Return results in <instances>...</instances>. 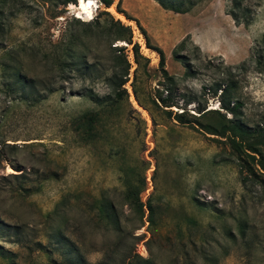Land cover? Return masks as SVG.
<instances>
[{
  "label": "rangeland",
  "instance_id": "1",
  "mask_svg": "<svg viewBox=\"0 0 264 264\" xmlns=\"http://www.w3.org/2000/svg\"><path fill=\"white\" fill-rule=\"evenodd\" d=\"M117 2L110 5L114 11ZM75 5L0 0V264L63 263L65 241L52 244L57 228L85 264H121L132 245L154 264H264L262 186L241 181L245 171L239 173L223 138L177 124L153 108L148 99L161 87L158 57L134 21L163 50L179 103L181 94L198 100L206 91L200 96L206 109L219 108V90L213 95L211 87L230 68L242 102L239 117L257 125L264 115V0H240L249 9L247 23L232 0H196L184 13L164 10L153 0H119L128 21L97 0L88 19L77 15ZM110 17L128 25L148 62L134 74L126 45V96L99 106L83 94L108 93L109 46L125 45L111 40ZM181 41L177 51L189 58L193 76L171 55ZM66 47L71 56L60 70L54 63ZM72 58L83 67L71 69ZM132 86L152 108L154 123ZM193 105H187L189 112ZM87 113L98 116L82 129L77 117ZM100 205L112 206L120 233L97 220ZM103 253H109L106 260ZM76 261L73 256L69 264Z\"/></svg>",
  "mask_w": 264,
  "mask_h": 264
},
{
  "label": "trees",
  "instance_id": "2",
  "mask_svg": "<svg viewBox=\"0 0 264 264\" xmlns=\"http://www.w3.org/2000/svg\"><path fill=\"white\" fill-rule=\"evenodd\" d=\"M97 1L102 5V7L105 8L110 7L112 3V0ZM154 1L164 10H170L175 13H184L196 0ZM57 2L64 7L68 4H77L78 0H57ZM232 2L233 6L241 11L242 22L247 23L249 19V9L246 6H241L240 0H232ZM118 6L119 0L115 5L116 11L124 15L126 19H130L123 10L119 9ZM102 12L105 15L110 16L107 11L102 10ZM230 15L235 22H238V17L235 13H233V11L230 12ZM73 19L82 25H90V22L79 21L76 17H73ZM134 21L136 22V25L138 26V29L144 39L145 46L150 50H153L158 57L157 66L161 76V80L158 81V85L161 87L160 89H155L153 94L148 99L153 108L159 110L164 118L172 119L177 124L196 126L204 133L223 138L228 143L231 152L238 161L237 163L239 166V173L241 174L242 170L245 171V175L241 177V181L244 183L245 180H252L260 184L264 190V115L262 116V122L257 125H249L244 122L241 117H239L241 114L240 109L242 108V102L235 95L237 81L233 76H231L229 71L230 68H226V79L214 83L213 87H211L213 95H216L217 90H219V94L217 96L219 108L206 109L204 100L202 99L203 103L200 100L202 98L200 96L206 94V91H202L198 97V100H195V96L191 93L181 94L179 96H181L182 101L179 103L173 95L177 83L174 76L168 74L165 69V56L163 50L158 46L151 45L145 30L138 24L136 20ZM110 24L111 27L109 30L112 32L111 40L122 41L125 45L109 46L111 54L113 55V65L109 75L104 78L108 87V93L104 95H97L88 89L83 94L88 100L99 106H112L118 103L121 96H126V91L123 88V84L127 81L129 68V63L127 62L125 54L123 53L126 45H131L130 53L132 55L133 62L136 64L134 74L136 73L141 62H148V59L140 53L137 43L132 41V35L128 25H123L117 19L113 20L111 17ZM181 45L182 41L172 49L171 55L174 60L180 62L185 68L186 76H193L194 70L191 68L189 58L177 51ZM67 50L68 47L64 49V53L61 55V57H58L55 61L56 63H54V65L57 69L63 70V68L67 67L68 63L66 62V57L71 56ZM70 65L71 69H81L84 65V62L82 60L77 61L76 59L72 58ZM14 74L19 79V71H15ZM204 88L205 87H203L202 90H204ZM132 92L137 104L148 112L152 123H154L155 120L151 112L152 108L147 107L141 101V99L137 96L136 89L133 86ZM163 93L165 94L163 95ZM192 103L194 104V109L193 112H189L187 105ZM172 107H175L176 110L173 111L171 109ZM97 116V113H87L80 115L77 117L79 127H82V129H89L90 126L93 125L92 122L96 121ZM247 159L252 162V165H249ZM138 200L139 199L136 194L135 201L137 202L138 209L140 210L139 218L141 220L143 216L141 215L142 204ZM146 210L148 213L146 216V221L148 224H150L152 222V216L150 215L152 209L149 204H146ZM98 211L100 215H96L97 220L108 223L111 226V231L113 233L121 232L119 217L118 215L114 214L111 205H100ZM142 225L143 223L140 224V226ZM55 236L56 239L52 242L54 246L62 243L63 240L67 246V250L64 253L65 257L63 258V263L69 264L73 256H75L77 258V263L79 262V264H85L82 254L79 252L78 248L71 244V242L65 237H63L60 228L56 229ZM190 244L193 249V244ZM35 245H37L39 248L43 247L39 241H36ZM108 257L109 253H103V260H106ZM121 262V264H123V262L124 264H154L150 257H142L136 253L133 249V245L131 249L122 256ZM63 263H59L52 259H50L48 262V264ZM98 264H100V262H98Z\"/></svg>",
  "mask_w": 264,
  "mask_h": 264
},
{
  "label": "bare ground",
  "instance_id": "3",
  "mask_svg": "<svg viewBox=\"0 0 264 264\" xmlns=\"http://www.w3.org/2000/svg\"><path fill=\"white\" fill-rule=\"evenodd\" d=\"M95 5V0H78V3L75 5L77 6V15L84 17L85 19H88L91 16L92 6ZM111 12H113L117 18H120L123 21H128L125 16H123L121 13H118L113 10L112 6L108 7Z\"/></svg>",
  "mask_w": 264,
  "mask_h": 264
},
{
  "label": "crops",
  "instance_id": "4",
  "mask_svg": "<svg viewBox=\"0 0 264 264\" xmlns=\"http://www.w3.org/2000/svg\"><path fill=\"white\" fill-rule=\"evenodd\" d=\"M154 1V0H153ZM155 2V1H154ZM157 4V3H156ZM159 6V5H158ZM193 39V41H195V39L193 37H191ZM196 42V41H195Z\"/></svg>",
  "mask_w": 264,
  "mask_h": 264
},
{
  "label": "built area",
  "instance_id": "5",
  "mask_svg": "<svg viewBox=\"0 0 264 264\" xmlns=\"http://www.w3.org/2000/svg\"><path fill=\"white\" fill-rule=\"evenodd\" d=\"M129 60H130V63H132V61H131V59L129 58Z\"/></svg>",
  "mask_w": 264,
  "mask_h": 264
}]
</instances>
